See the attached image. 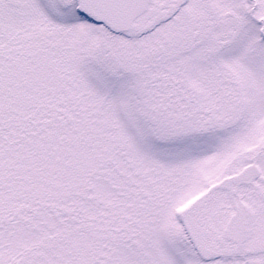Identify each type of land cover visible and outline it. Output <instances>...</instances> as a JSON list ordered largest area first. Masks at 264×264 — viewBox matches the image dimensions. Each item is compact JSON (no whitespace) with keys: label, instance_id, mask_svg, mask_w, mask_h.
<instances>
[{"label":"snow or ice","instance_id":"obj_1","mask_svg":"<svg viewBox=\"0 0 264 264\" xmlns=\"http://www.w3.org/2000/svg\"><path fill=\"white\" fill-rule=\"evenodd\" d=\"M0 264H264V0H0Z\"/></svg>","mask_w":264,"mask_h":264}]
</instances>
